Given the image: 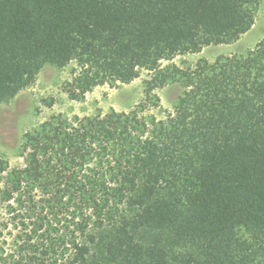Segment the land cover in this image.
Here are the masks:
<instances>
[{
  "label": "trees",
  "instance_id": "obj_1",
  "mask_svg": "<svg viewBox=\"0 0 264 264\" xmlns=\"http://www.w3.org/2000/svg\"><path fill=\"white\" fill-rule=\"evenodd\" d=\"M260 2L0 0V104L46 64L75 62L76 101L149 72L134 108L52 114L25 132L22 167L0 156L17 230L0 264H264V37L162 65L237 42ZM170 83L183 90L163 110Z\"/></svg>",
  "mask_w": 264,
  "mask_h": 264
},
{
  "label": "rangeland",
  "instance_id": "obj_2",
  "mask_svg": "<svg viewBox=\"0 0 264 264\" xmlns=\"http://www.w3.org/2000/svg\"><path fill=\"white\" fill-rule=\"evenodd\" d=\"M263 37L264 0H261L255 24L237 42L206 46L199 53L178 55L173 61L163 60L162 65L166 66L171 62L180 66L194 65L202 58L214 61L221 55L245 54ZM75 68V62L65 68L46 64L37 73L33 83L9 102L0 104V156L7 160L10 168L24 165L21 146L26 131L57 113L72 117L105 114L111 109L128 111L142 100L144 80L149 76V72L143 70L141 76L131 83L98 86L88 92L83 100L76 101L71 100L63 90L64 84L72 79ZM182 90L178 83H170L158 90L163 110H173ZM49 101H53L52 106H48ZM154 112L160 118L164 116L163 111ZM16 233L12 215L8 213L6 204L0 202V255L2 249L11 247Z\"/></svg>",
  "mask_w": 264,
  "mask_h": 264
}]
</instances>
